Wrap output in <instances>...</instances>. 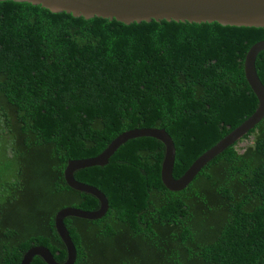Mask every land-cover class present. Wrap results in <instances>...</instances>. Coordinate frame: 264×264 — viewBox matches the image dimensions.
Here are the masks:
<instances>
[{"label":"trees","instance_id":"16d2710c","mask_svg":"<svg viewBox=\"0 0 264 264\" xmlns=\"http://www.w3.org/2000/svg\"><path fill=\"white\" fill-rule=\"evenodd\" d=\"M261 40L264 28L124 25L0 1V127L11 152L0 183V264H19L33 246L66 260L55 214L99 202L69 188L64 169L125 131L164 129L173 176H182L256 110L243 62ZM255 69L264 85V50ZM164 152L136 138L106 166L74 173L108 201L101 219H64L74 264H264V118L182 191L162 185Z\"/></svg>","mask_w":264,"mask_h":264},{"label":"water","instance_id":"95a60500","mask_svg":"<svg viewBox=\"0 0 264 264\" xmlns=\"http://www.w3.org/2000/svg\"><path fill=\"white\" fill-rule=\"evenodd\" d=\"M28 3L41 6L52 13H67L73 17L86 20L94 17L115 20L124 25L133 23L187 22L218 23L222 26L264 28V0H0ZM264 50V40L250 47L244 62L245 80L254 94L258 105L256 110L240 125L220 139L215 145L202 153L179 178L173 176L175 146L172 138L164 129L136 128L117 136L97 156L85 159L69 160L64 169V180L74 191L93 196L99 202L94 211L66 207L59 210L54 217V228L66 249V260L57 262L51 252L43 246H33L22 256L19 264H30L34 257H40L45 264H74L76 249L67 231L64 219L75 217L95 221L101 219L108 211V201L102 191L94 186L77 181L74 173L91 167H103L110 157L127 141L136 138H152L163 144L165 152L160 169V180L165 189L171 192L184 190L210 161L228 147L240 142L264 118V85L256 69L257 55ZM240 144V143H239Z\"/></svg>","mask_w":264,"mask_h":264},{"label":"rangeland","instance_id":"374dc122","mask_svg":"<svg viewBox=\"0 0 264 264\" xmlns=\"http://www.w3.org/2000/svg\"><path fill=\"white\" fill-rule=\"evenodd\" d=\"M250 143H251V140L243 141L239 144V147L243 148L249 145ZM10 158H11V152L10 150L6 149L5 134L3 133V130L0 127V183L7 181L10 178L9 175H6V176L2 175V171L11 164Z\"/></svg>","mask_w":264,"mask_h":264}]
</instances>
